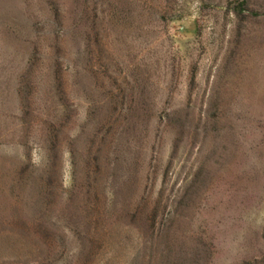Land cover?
Here are the masks:
<instances>
[{"label":"rangeland","instance_id":"1","mask_svg":"<svg viewBox=\"0 0 264 264\" xmlns=\"http://www.w3.org/2000/svg\"><path fill=\"white\" fill-rule=\"evenodd\" d=\"M242 1L0 0V264H264Z\"/></svg>","mask_w":264,"mask_h":264},{"label":"trees","instance_id":"2","mask_svg":"<svg viewBox=\"0 0 264 264\" xmlns=\"http://www.w3.org/2000/svg\"><path fill=\"white\" fill-rule=\"evenodd\" d=\"M247 4H248V0H244V1H242L239 4V6L236 9L237 10V15H240V14H242V12H244L245 10H247V8H248ZM180 32L181 33L182 32H185V29H182Z\"/></svg>","mask_w":264,"mask_h":264}]
</instances>
